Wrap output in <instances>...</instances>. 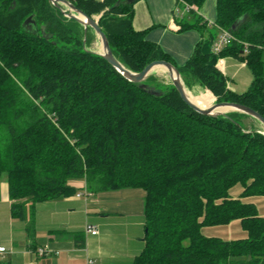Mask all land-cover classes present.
<instances>
[{
	"label": "trees",
	"instance_id": "trees-1",
	"mask_svg": "<svg viewBox=\"0 0 264 264\" xmlns=\"http://www.w3.org/2000/svg\"><path fill=\"white\" fill-rule=\"evenodd\" d=\"M69 1L100 15L128 69L170 61L186 87L196 82L213 93L194 97L245 104L264 116V0H216L215 31L181 67L146 30L135 29L134 2ZM183 1L198 10L205 0ZM30 15L37 33L24 27ZM220 29L233 37L216 53ZM84 35L83 24L50 0H0V176H7L12 216L28 217L32 231L35 204L75 193L74 180L90 192L141 187L147 231L132 264H264V217L241 199L264 196V133L240 121L250 115L202 114L172 83L149 85L153 75L132 82L89 49ZM228 56L252 72L243 92L217 67ZM239 182L245 188L234 198L229 191ZM236 219L245 238L202 233ZM0 264L11 263L0 257Z\"/></svg>",
	"mask_w": 264,
	"mask_h": 264
},
{
	"label": "crops",
	"instance_id": "crops-1",
	"mask_svg": "<svg viewBox=\"0 0 264 264\" xmlns=\"http://www.w3.org/2000/svg\"><path fill=\"white\" fill-rule=\"evenodd\" d=\"M133 9L135 29L146 30L147 38L180 67L191 57L197 43L215 31L216 0L214 13L204 3L198 10L188 8L183 0H137ZM195 22L197 26L182 29L183 24ZM237 60L233 56L221 58L217 67L227 76L232 90L243 92L246 89L236 90V83L233 85L227 75L232 67H237ZM239 61L241 66H247ZM252 79L253 76L249 85ZM73 184L78 187L75 193L35 204L34 226L30 231L28 217L12 216L13 200L9 196L7 176H0V246L6 247V251L0 252L1 258L11 264H88L89 259L95 264L133 263L145 246L146 191L141 187H126L90 192L82 179L74 180ZM241 193L238 197L230 195L239 198ZM251 198L241 197L245 202L254 203ZM232 222L241 225L239 219ZM88 223L98 228V234L85 231ZM246 236L247 232L243 237L227 240ZM45 245L58 253L37 256L35 250Z\"/></svg>",
	"mask_w": 264,
	"mask_h": 264
},
{
	"label": "water",
	"instance_id": "water-1",
	"mask_svg": "<svg viewBox=\"0 0 264 264\" xmlns=\"http://www.w3.org/2000/svg\"><path fill=\"white\" fill-rule=\"evenodd\" d=\"M50 1L54 5H56V7L60 9H61L62 4L67 5L69 7V12L67 13V15L71 18L76 19L77 21L83 24V26L85 27L84 43L86 42V35H87L88 27H91L95 31V33L98 35V37L100 38L101 44H102L103 51L97 52V53L102 55L110 64H112L119 72H121L130 81L136 82V83L142 82L148 77L149 74H151V72L153 71L155 67L162 66L168 71L171 82L175 86L177 91L179 92L182 99L194 110L202 114H207V115L227 114L230 111H240V112L246 113L256 118L258 121H260L264 125V116L257 110L245 104H241L237 102H229V101H220V102H215L212 106L208 108H202L199 105H197L189 96L188 89L186 85L184 84L180 70L170 61H167V60L151 61L141 71H138V72L128 69L114 55L111 49L108 37L105 34V32L102 30V28L100 27L98 23V18L96 16L87 15L83 10L76 7L69 0H50ZM135 1L137 0H127L128 3H132ZM79 15H82L84 19L81 18ZM236 24L237 22L233 25V27H235ZM24 27L26 29L32 30L35 33L39 31L37 23L32 15H30L24 21ZM41 31L45 37L48 36L45 33L44 26L41 27ZM224 107H226L228 110L226 111L217 110L219 108H224ZM262 132L264 133V131Z\"/></svg>",
	"mask_w": 264,
	"mask_h": 264
},
{
	"label": "rangeland",
	"instance_id": "rangeland-1",
	"mask_svg": "<svg viewBox=\"0 0 264 264\" xmlns=\"http://www.w3.org/2000/svg\"><path fill=\"white\" fill-rule=\"evenodd\" d=\"M204 6H206L207 10L209 8L211 12L213 13L215 12V0H205ZM89 35L92 36L93 41L91 44L88 45V48L96 52H102L101 40L93 29L90 30ZM237 64H238L237 67H232L231 70L229 69L230 71L228 72L227 75L232 79L231 81L233 85H235L236 83L235 89L236 88L247 89L249 85L248 84L249 80L253 76L252 72L247 66H241L239 60H237ZM149 75L154 76V78L151 81H149V85L151 86H155L156 84H161L162 86L163 85L165 86L172 83L169 77V73L165 68L155 67L151 72V74ZM194 86H198V87L194 88ZM187 89L193 98L197 100H203L209 105L212 104L207 99H198L194 97V96H200V95L212 93L210 90L202 88V86L196 82H194L190 88L187 87ZM214 99L216 101L215 95H214ZM240 121L247 129H256V130L264 131V125L260 121L254 119V117L252 116L241 117ZM244 188H245L244 185L241 182H239L230 189L229 194L231 193L232 196L238 197L242 189ZM251 199L256 204L257 208L259 209V212L264 215V196H260V195L252 196ZM203 233L208 236H219L226 239L233 237L235 238L243 237L246 235V231L242 228V226L238 222H232L228 225L206 226L203 228Z\"/></svg>",
	"mask_w": 264,
	"mask_h": 264
},
{
	"label": "built area",
	"instance_id": "built-area-1",
	"mask_svg": "<svg viewBox=\"0 0 264 264\" xmlns=\"http://www.w3.org/2000/svg\"><path fill=\"white\" fill-rule=\"evenodd\" d=\"M188 8H191V5L187 4ZM233 35L229 30L226 29H220L219 30V35L214 41L213 44V51L218 53L221 51V49L232 39ZM221 58L219 59V61ZM81 195V194H80ZM85 231L88 233H91L93 235L98 234L99 230L98 228L93 225V224H86L85 226ZM6 251L5 246H0V252ZM54 253H58V251L54 250L51 246L45 245L42 247H39L35 250V254L39 257L41 256H46V255H51ZM88 264H95V261L93 259L88 260Z\"/></svg>",
	"mask_w": 264,
	"mask_h": 264
},
{
	"label": "bare ground",
	"instance_id": "bare-ground-1",
	"mask_svg": "<svg viewBox=\"0 0 264 264\" xmlns=\"http://www.w3.org/2000/svg\"><path fill=\"white\" fill-rule=\"evenodd\" d=\"M81 18H83L84 19V17L82 16V15H79ZM103 51V50H102ZM158 67H161V68H164V67H162V66H158ZM157 71V70H156ZM160 71V70H159ZM189 92V91H188ZM189 96H190V98L197 104V105H199L200 107H202V108H208V107H210V106H212L213 104H207L206 102H204L203 100H197V99H195V98H193L192 97V95L190 94V92H189ZM217 110H222V111H226V110H228L226 107H224V108H219V109H217Z\"/></svg>",
	"mask_w": 264,
	"mask_h": 264
},
{
	"label": "flooded vegetation",
	"instance_id": "flooded-vegetation-1",
	"mask_svg": "<svg viewBox=\"0 0 264 264\" xmlns=\"http://www.w3.org/2000/svg\"><path fill=\"white\" fill-rule=\"evenodd\" d=\"M72 3V2H71ZM61 10L65 13V15L66 16H68L67 15V13L69 12V7L67 6V5H65V4H62L61 5ZM94 16H97L98 18L100 17V15H94ZM69 17V16H68ZM71 18V17H70ZM99 20V19H98ZM39 28V27H38ZM84 29H85V27H84ZM90 30H92V28L91 27H88V31H87V35H86V40L87 39H89L90 40V44L92 43V41H93V39H92V36H90L89 35V32H90ZM84 38H85V35H84Z\"/></svg>",
	"mask_w": 264,
	"mask_h": 264
}]
</instances>
